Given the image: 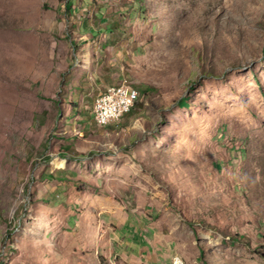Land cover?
<instances>
[{
  "label": "rangeland",
  "instance_id": "obj_1",
  "mask_svg": "<svg viewBox=\"0 0 264 264\" xmlns=\"http://www.w3.org/2000/svg\"><path fill=\"white\" fill-rule=\"evenodd\" d=\"M170 222L264 264V0H0V264H153Z\"/></svg>",
  "mask_w": 264,
  "mask_h": 264
},
{
  "label": "built area",
  "instance_id": "obj_2",
  "mask_svg": "<svg viewBox=\"0 0 264 264\" xmlns=\"http://www.w3.org/2000/svg\"><path fill=\"white\" fill-rule=\"evenodd\" d=\"M138 94L131 93V88L124 82L112 84V91H103V98L96 99L97 109L95 119L101 125L115 121L116 107H123L124 114L135 104ZM180 264V261L172 262Z\"/></svg>",
  "mask_w": 264,
  "mask_h": 264
},
{
  "label": "crops",
  "instance_id": "obj_3",
  "mask_svg": "<svg viewBox=\"0 0 264 264\" xmlns=\"http://www.w3.org/2000/svg\"><path fill=\"white\" fill-rule=\"evenodd\" d=\"M102 93V92H100ZM98 93V94H100ZM175 224L169 223V232H154L155 240L150 242V256L152 257L151 261H153V264H171L172 257L174 255V250H181L182 244L180 235H178L176 232H174ZM186 233L189 237V243L193 246H196V233L191 228L190 224L185 225ZM160 230H163L160 228ZM168 252L169 257H167L166 253ZM173 255V256H172ZM181 256V255H180ZM182 257V256H181ZM183 258V257H182ZM189 264H193L195 261V257L193 255H190L189 257H186ZM184 259V258H183ZM156 261V262H155ZM158 261V263H157Z\"/></svg>",
  "mask_w": 264,
  "mask_h": 264
},
{
  "label": "trees",
  "instance_id": "obj_4",
  "mask_svg": "<svg viewBox=\"0 0 264 264\" xmlns=\"http://www.w3.org/2000/svg\"><path fill=\"white\" fill-rule=\"evenodd\" d=\"M73 27L75 28L74 25H73ZM74 34H77V33L74 32ZM93 36H94V34L92 36H86V37H84L83 38V43L84 44H88V45L91 44V42L93 41V39H92ZM185 101L186 100H184V99L182 100V102H185ZM186 220L194 228H195L196 225H200V224L203 223V221H197V222H195L194 220L189 219V218H186ZM194 231H195V229H194ZM240 241L242 242V239H241V236L240 235H237V236H235L233 238V242H240ZM262 256L264 257V254L263 253H262ZM205 264H209V263L205 260Z\"/></svg>",
  "mask_w": 264,
  "mask_h": 264
},
{
  "label": "bare ground",
  "instance_id": "obj_5",
  "mask_svg": "<svg viewBox=\"0 0 264 264\" xmlns=\"http://www.w3.org/2000/svg\"><path fill=\"white\" fill-rule=\"evenodd\" d=\"M109 91H112V89H109ZM131 93L139 94V91L137 89H131ZM101 98H103V96ZM101 98H98V99H101ZM96 109H97V103H96V106H95V112H96ZM123 114H124V108L123 107H116L115 119H118ZM177 260L180 261V264H186L185 260L180 255H174L172 257L171 264H172V262H176Z\"/></svg>",
  "mask_w": 264,
  "mask_h": 264
}]
</instances>
